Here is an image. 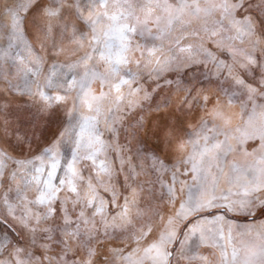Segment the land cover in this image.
I'll list each match as a JSON object with an SVG mask.
<instances>
[{"label":"snow or ice","instance_id":"6c2138e0","mask_svg":"<svg viewBox=\"0 0 264 264\" xmlns=\"http://www.w3.org/2000/svg\"><path fill=\"white\" fill-rule=\"evenodd\" d=\"M0 264H264V0H0Z\"/></svg>","mask_w":264,"mask_h":264}]
</instances>
